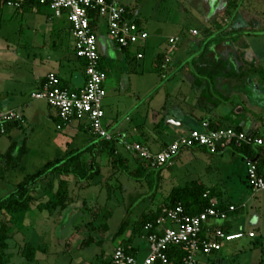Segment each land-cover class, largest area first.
Listing matches in <instances>:
<instances>
[{
	"label": "rangeland",
	"instance_id": "1",
	"mask_svg": "<svg viewBox=\"0 0 264 264\" xmlns=\"http://www.w3.org/2000/svg\"><path fill=\"white\" fill-rule=\"evenodd\" d=\"M2 1H0V10H3L5 19L7 20L5 24L6 29L2 35L7 36L10 41L19 46V44L30 41L28 40V36L34 37L39 35V40L49 45L59 42L60 47H57L55 50L57 52L63 53L67 51L68 48L70 50V44L74 40V33L71 32L70 29L71 23H69L70 25L66 24L62 32H48L47 35H42L40 32H36L35 29L30 30L27 28L25 20L21 17V13L18 12V15L16 14V16L11 18V14H13L14 11L17 12L16 10L18 9L10 5L8 1ZM118 1L125 4L135 15L139 11L137 15L145 22V27L150 34V46L146 50L147 53L144 61L143 59H139V61L137 60L134 64V66L138 68L139 74L132 73V75H130L135 90L130 88L129 81L127 80L124 81L122 88L119 90H114L108 86V88L106 87L107 95L104 100L106 118L104 123L106 124V122L110 120L118 121L119 126L110 127L109 129L114 139L118 138L121 132H125L126 142H141L146 144V137L137 132L139 131L138 126H143V131L149 136L154 134L158 136L161 134L160 131H154L155 122L160 119L156 110L166 99L165 85H162V83L165 81L164 74L169 72L167 66L164 70L161 69L163 61L159 58L157 62L159 67H155L153 64L157 52L156 44H154L156 43L155 40L161 35L159 36V41L162 43V47L158 50V53L163 57L168 56L171 44L170 39L172 37L179 36L184 46H186L188 42L191 43L195 38L205 37L206 33H208L207 26L204 23L206 20L200 9V0H179L175 2V8L177 7L178 11L180 7L187 8L188 14L185 18L186 21L182 24L169 21L168 16L170 12H172L171 8L174 7L171 6L172 2H170V0ZM252 3L255 4V2L251 1V4ZM23 25L25 26L24 28ZM19 27L23 28L22 32L18 31ZM193 29H198L201 32L200 35L194 36L191 33ZM12 30L14 32H12ZM63 45L67 47H63ZM52 47L53 45L48 49L50 53L53 52ZM21 50L20 48L19 51ZM24 51L25 50H22V52ZM143 62L146 63L145 70ZM190 63L189 67L193 66V64ZM102 64L106 67L108 74L107 81L109 82L113 78V66L109 63L108 59L102 61ZM12 65H14L13 62L9 63L8 67ZM48 68L49 66L44 67V69ZM44 69L38 68V71ZM125 76L127 77V75ZM107 81L105 86L107 85ZM3 87H5L4 84L0 85V88ZM150 87H152V89L149 93L147 90L150 89ZM144 89H146L148 94H142V90ZM29 93L30 91L26 96H17V99L19 98L18 100L20 101H17L18 103L24 104V102L28 101L29 105L22 107L25 109L24 111H26L27 115L37 110L39 112L43 111L44 113L50 111L54 115L55 110H57L54 106L45 99L33 98ZM151 93H153V95L149 97ZM18 103L15 104L14 107H17ZM138 104H140L139 110H135ZM127 114L130 115L129 120L126 118ZM40 116L41 115H39L36 121L32 120L33 123L30 125L32 128H28L27 130L24 129L26 133H24V136L27 135L29 137L28 140H26V142L25 140H17L18 148L15 154H18L24 142L26 143L27 153L15 164L10 165L11 167L3 168L6 163L0 162L2 166L0 170H2V174L4 175L3 181H0V195L2 193L7 195L11 194L17 188L16 185H19L31 175L43 170L51 161L62 158L66 153L72 150L84 149L87 145L96 141V146L88 155L91 153L98 154L100 152L98 145L100 144L99 138L101 137L95 135L91 130L82 131L80 132L81 136L79 135L77 137L70 126L59 129L55 117ZM260 117H262L260 118L261 126L256 129L253 134L256 137L264 138V116L262 115ZM84 121L86 120H83V122ZM9 135L10 133H1L0 127V158H3V155L14 142V140H9ZM163 138H165L166 141H172L173 139L171 135H165ZM116 142L118 143V140H116ZM120 149L129 160V168L132 169L139 166L140 160L135 154L125 148ZM187 152L188 150H185L182 153L183 160L177 161L173 172L167 170L164 172L170 175L169 177L171 178L173 175L180 174L178 172L179 168L180 171L191 170L193 172L197 167V170L200 171V169L204 168L207 164L211 167V170L206 171L202 169L203 171L199 173H202V178L206 181L208 179L205 175L209 173L211 179L215 183H218V188L222 191L220 197L224 201L233 202L241 206L242 203L247 202L249 198L247 208L241 210V212L237 213L232 219H228L229 221L225 222L226 220H219V223H228L231 232H237L243 230V228L246 229V231H250L251 228H254L257 232V237L255 238L246 236L231 242L223 241L220 250L210 255L199 254V264H211L217 260H223L224 264H264V203L261 205L262 224H260V226L249 224V215L255 211L259 204H257V201L255 202V195L253 194L257 191H254L249 185L248 178L246 179V185L242 182L243 178L237 174L240 169V164L237 162L233 163L234 165L231 164V166L230 164L227 165L228 162L226 164L225 161L227 156H224L225 158L221 160L223 155L220 153H215L214 155L217 158V163L210 160L213 158H206V156H202V159H204L203 161H190ZM98 159L100 164L105 163V161H100L101 158ZM143 164L146 166L145 163ZM218 167H220L222 172L218 170ZM228 169H230L231 173ZM114 171L117 170L113 167L111 162L107 167L103 166L102 173L93 179L94 184L90 187L85 186L86 183L80 185V183H77L75 177H71L73 199L77 203H74V209H71L72 211L67 214V217H63V213L60 214L59 212L51 216L47 211H40L38 209L33 210L21 230H15L14 235L9 240V248L7 249V253L10 254L9 264H104L105 260L102 257V253L106 254V258L111 256L115 248L123 243L124 238L129 237L126 235H130L131 232H133L132 229L135 221L141 214L151 210L153 211L154 208L156 210V207L162 204V201L160 202L158 200L160 199V194H163V197H165L174 185L178 186L179 182L182 183V181H185L183 177L181 181L178 178H172L170 181L168 179L160 180L157 177V171H155L151 176V180L153 181V186L151 188L146 181L142 183L130 176L126 171H120L118 175L119 178H121L124 185H130L124 187L123 183L120 184L117 182L114 175L116 172ZM192 172H185L187 175L183 174L186 175L184 179L197 177L198 174H192ZM247 173H249V168L247 169ZM50 176L46 180H40L37 185L39 187L42 185L45 187L51 180H54V177L52 176L51 178ZM158 183L160 185L159 188H157ZM9 189L12 190L10 191ZM258 192L256 194L262 198L264 192ZM42 193L43 192H40L35 195L39 196L37 197L39 200L47 199L44 198L45 195L42 197ZM249 194H251V196H249ZM129 195H138V198L133 203H120L115 201L122 197V199L127 200ZM80 199H84L86 202H81L79 201ZM108 199H113L114 201L112 200L113 202L109 203L108 210L104 214V209H106V204L109 201ZM156 203H159V205ZM7 219L8 217H3V220ZM124 221L128 222L126 230L123 234L117 236L116 233ZM105 223L108 224V230L103 228V224ZM90 224H93L92 226L94 227H90ZM145 233L144 230L143 234L145 235ZM89 238L92 239L91 244L89 243L91 241ZM29 241L46 246L47 248L46 251H40L37 254V260L34 262L27 261L21 255V250L25 244L24 242ZM135 244L138 245L139 241H136ZM140 255H143V253Z\"/></svg>",
	"mask_w": 264,
	"mask_h": 264
},
{
	"label": "crops",
	"instance_id": "2",
	"mask_svg": "<svg viewBox=\"0 0 264 264\" xmlns=\"http://www.w3.org/2000/svg\"><path fill=\"white\" fill-rule=\"evenodd\" d=\"M116 1L119 2L118 0ZM177 1L179 0H170V2H172L171 6L174 7L171 8L172 12H170L171 15L169 14L168 19L170 22L182 24L186 21L185 18L188 12L187 8L184 7H180L178 11L177 7L175 8V2ZM200 1V9L204 14V19L206 20L204 23L207 26L208 32L205 37L195 38L191 43L188 42L186 46L182 44L179 36L174 37L176 38L175 48L172 49L173 43L170 41L169 57L160 56V53H158V50L162 47V43L159 41V36L161 35L158 36V39L155 40L156 43H154L157 48L156 56L153 60L154 66L159 67L157 64L159 58L163 61L162 65L167 64L166 66L169 68V72L164 74L165 81L162 83V85H165L166 99L156 110L160 119L155 122L154 126V131H160L161 134L158 136L155 134L149 136L143 131L144 127L141 125L138 126L139 131L137 132L145 136L147 139L146 145L156 151L165 148L181 134L194 128H200L202 122L205 120L210 121L213 127L232 126L237 128L240 126L247 132L255 133V130L261 126L260 118L262 117L260 116H264V0H215L213 2L215 5L213 6L211 0ZM251 1L255 2V4H251ZM17 9V12L14 11V13L11 14V18L16 16V14L18 15V12L21 13V17L25 20L27 28L30 30L35 29L36 32H40L42 35H47L48 32H62L65 25L70 23L66 15L61 17L55 16L54 11L47 2L43 3L39 0H26L23 5ZM0 13L2 17V24L0 27V85L4 84L5 86L0 88V113L8 110H17L21 112L25 118L24 123L12 124L4 132L2 131V127H0L1 133H10L9 140L17 142V140H28L29 137L27 135L24 136L25 130L32 128L30 127L31 123H33L32 120L36 121L39 115H41L40 117H44V115L55 117L58 122V128L59 124H62L57 110H55L54 115L50 111L44 113L38 110L27 115L26 111H24L25 109L22 107L29 105L28 101L24 102V104L18 103L20 101L18 100L19 98L17 99V96H26L29 91V94L32 96L33 92L42 88L46 76L50 72L57 73L62 78L64 84L71 90L81 89L86 83L85 60L76 55L75 38L70 44V50L68 48V50L63 53L55 51L57 47H60L59 42L49 45L40 41L38 38L39 35L34 37L28 36V40L30 41L19 44V47L17 44L10 41L7 36L2 35L6 29L5 24L7 20L5 19L3 10H0ZM137 14H139V11ZM137 14L135 15L129 10V16L133 19H138L139 24L146 28L145 22ZM240 16L243 18L239 20L238 24L237 20ZM24 27L23 25V28ZM23 28L19 27L18 31L22 32ZM70 29L71 32H73L72 27ZM12 32L14 31L12 30ZM198 32L199 33L196 35L191 33L194 36H199L201 32L199 30ZM98 38L102 55L101 66L107 72L102 61L108 59L114 70L113 78L111 81H107L106 87L108 86L114 90H119L122 88L124 81L127 80L129 81L130 88L135 90L130 75H132V73L139 74L138 68H136L134 64L137 60L143 59L144 61L146 58V50L150 46L149 38L145 46L123 49L111 39L104 24L100 26ZM52 45L53 52L50 53L48 49H50ZM63 47L67 46L63 45ZM20 48L25 51H19ZM139 51L144 54L142 58L137 56ZM12 62L14 65L8 67L9 63ZM190 62L193 64L191 67H189ZM219 62H222L224 65L222 69L223 72L212 77L210 69L212 65L218 64ZM143 64L145 70L146 63L143 62ZM46 66H49V68L44 69ZM38 68H43L44 70L38 71ZM165 68L161 66V69L164 70ZM125 75H127V77ZM151 89L152 87L147 91L150 93ZM147 91L146 89L142 90V94H148ZM152 95L153 93H151L149 97ZM17 103L18 106L14 107ZM139 107L140 104L135 107V110H139ZM129 116V114L126 116L128 120ZM68 126L72 127L73 133H75L77 137L79 135L81 136L80 132L90 130L86 121L83 122V120L77 119L68 124H63L59 129ZM105 126L110 129V127L119 126V123L117 120H110L106 122ZM165 135H171L173 138L172 141H166L165 138H163ZM115 140H118V151L123 153L120 148H125V143H127L126 133L121 132ZM255 149L258 152L256 158L259 161V165L261 164L264 166V144L255 146ZM185 150H188L187 153L190 161H203L204 159H202V156H206V158H213L210 159L212 162H218L216 156H214L215 153H211L205 147L196 146L185 148L177 155L171 166L156 170L158 174L157 177L160 180L168 179L170 181L172 178H178L181 181L183 177L185 181H182V183L179 182L178 186H185L188 182L193 180H201L208 187L209 194H214L212 199H216L225 205L234 204L237 207L235 211L230 212L229 220L237 213L241 212V210L247 208L249 198L248 201L242 203L241 206L233 202L224 201L220 197L222 191L218 188V183H215L211 179L209 173L205 175L208 179L207 181L202 178V173H199L203 171L202 169L206 171L211 170V167L207 164L204 168L200 169V171L197 170L198 167L195 168L193 172L191 170L184 171L182 169V171H180L179 168L178 172L180 174L173 175L170 178V175H167L164 171L173 172L177 161L183 160L182 153ZM217 153L223 155L221 160L225 158L224 156H227V158H225L226 164L228 162L227 165L230 164L231 166V164L237 162L240 164V169L237 174L243 178L242 182L246 184V179L248 178L247 169L250 168L251 161L244 157L243 154L237 152L233 146L222 149ZM93 155L97 157L98 161V158H101L100 161L102 162L105 161V163L100 164L102 167H107L109 165L110 160L106 151L99 152L98 154L91 153L89 155L85 153L81 158L90 162L93 159ZM0 162H2V158H0ZM135 168L136 167L130 168V170H134ZM218 170L222 172L220 167H218ZM228 171L231 173L230 169H228ZM114 172H116L114 175L117 182L120 184L123 183L118 176L120 171L117 170ZM185 172H192V174L196 173L198 175L192 179H184L187 175ZM50 177L52 178V176ZM68 180L71 183V177H68ZM0 181H3L2 178H0ZM38 182L32 185V188H34V196L36 197L33 210L37 209L36 205L40 202L39 198H37L39 196L35 194L43 192V196H41L44 197L46 188H48L49 184L48 183L45 187L43 185L39 187L37 185ZM142 183H144V181ZM81 184L82 183H80V185ZM147 184L149 187L151 186L149 182H147ZM157 185V188H159V183ZM126 186L128 187L130 185H124V187ZM175 186L177 185H174V187ZM16 187H18V185H16ZM9 190L11 191L12 189ZM256 193L253 194L255 195V202L257 201L259 206L249 215V224L260 226V224H262L261 205L264 203V196L260 198ZM5 196H7V194L2 193L0 198ZM137 196L129 195L127 200L122 199V197L115 201L120 203H133L137 200ZM166 196L163 197V194H160V199L158 200L160 202L162 201V204L159 205V203H156L159 205L157 207L155 205L156 209L165 204ZM249 196H251V194H249ZM112 200L110 199L108 201L106 207H108L109 203L114 201ZM79 201L84 202L85 200L80 199ZM74 203L76 204L77 202L74 201L71 204L70 208L72 210L74 209ZM30 213L27 215V219H29ZM228 219L227 221H229ZM218 222L219 220L211 219L208 223L213 225ZM243 230L246 229L243 228ZM250 231L256 232L254 228H251ZM126 236L129 237H125L123 243L119 246H125L129 241L128 247L132 248L139 258H144L148 254V244L145 235L135 236L133 232H131L130 235ZM255 237H257V232ZM136 241H139L138 245L135 244ZM141 253H143V255H140ZM102 255L105 260L104 264H110L113 254L107 258L105 257L106 254L102 253ZM217 261L224 264L223 260Z\"/></svg>",
	"mask_w": 264,
	"mask_h": 264
},
{
	"label": "built area",
	"instance_id": "3",
	"mask_svg": "<svg viewBox=\"0 0 264 264\" xmlns=\"http://www.w3.org/2000/svg\"><path fill=\"white\" fill-rule=\"evenodd\" d=\"M26 0H9L14 7H21ZM49 3L55 16H67L75 38V52L85 63L86 83L79 90L68 88L62 78L50 72L41 89L32 93L36 99H45L57 109L63 124L74 120H86L90 130L97 136L111 140L110 130L105 126L104 100L107 95V72L101 66L102 55L99 46V29L104 24L111 39L121 48L145 46L150 36L146 28L129 16L126 5L116 0H39ZM198 34V30H191ZM172 49L176 38H171ZM137 56L142 58L143 52ZM166 67L165 64L162 65ZM25 122L24 115L17 110L0 113V122ZM4 132V127L2 128ZM264 139L253 133L237 130L236 127L213 128L210 121L202 122L200 128L181 134L162 150H153L141 143H125V148L151 168L169 167L184 148L205 147L211 153H217L228 147L262 145ZM249 185L254 191H264V174H260L254 163L250 162ZM234 204L225 205L211 199V205L198 214H188L183 204L165 206L156 222L145 225V239L148 254L139 258L125 246L115 248L110 264H176L169 255L172 247H182V264H199L198 255H210L222 248V242H231L243 237H255V231L239 230L227 232L220 229L210 230L208 236L201 238L203 226L211 219L227 220L230 212L236 210Z\"/></svg>",
	"mask_w": 264,
	"mask_h": 264
},
{
	"label": "trees",
	"instance_id": "4",
	"mask_svg": "<svg viewBox=\"0 0 264 264\" xmlns=\"http://www.w3.org/2000/svg\"><path fill=\"white\" fill-rule=\"evenodd\" d=\"M6 1L9 0H5V2ZM134 20L139 23L138 19ZM1 24L2 17L0 13V27ZM223 68L224 65L222 62L212 65V68L210 69L211 76L215 77L219 73L223 72ZM12 124L22 123L17 121L4 123L0 122L1 127H4L5 131ZM236 129L239 131L243 130L240 126ZM25 142L24 145L20 147L17 155L15 153L16 149L18 148V142L12 143L8 151L3 155L2 162L6 163L3 168L11 167L10 165L15 164L23 155L27 153ZM99 142V151L107 152L109 160L116 170L126 171L130 176L136 178L137 181L149 182L151 184L150 187L152 188L153 181L151 180V176L157 169L151 168L147 165L145 166L143 162L140 161L139 166H137L134 170H130L129 160L124 156L123 153L118 151V143L114 137L111 140H107L105 138L103 139L101 137L99 138ZM95 146L96 141L84 149L72 150L66 153V155H64L62 158L51 161L43 170L31 175L28 179L21 182L16 190L11 194L0 198V264H9L10 254L7 253V249L9 248V240L12 238L13 232L15 230H21L25 224L27 215L33 210L36 197L34 196V188H32V185H34L39 180L48 178L50 174H52L54 180L49 182L48 188H46L45 191V198L47 199L40 200V202L36 205V208L40 211H47L51 216L59 212L60 214L63 213V217H67V214L71 211L70 206L74 202L73 190L68 177H75L77 179V183H86L85 186L90 187L94 184L93 179L102 173V166L95 155H93V159L90 162L81 158L83 154L92 152ZM255 146L261 145L233 147L237 152L243 154L244 157L254 163L260 174H264V166L261 164L259 165V161L256 158L258 152L255 149ZM0 167L2 166L0 165ZM0 178H4L2 170H0ZM213 195V193L209 194L208 187L201 180H193L188 182L185 186H175L165 198L164 205L158 207L156 210L141 214L133 226V235L141 236L147 223H155L162 212L163 207L176 206L177 204L181 203L184 205L188 214H198L211 205V199ZM85 202L86 201H84V203ZM105 208L104 214L108 210V207ZM4 216L8 217V219L3 220ZM219 222L213 225L210 223H205L201 233V238H212V236H208V232H210L209 229H220L230 232V226H228V223L221 224ZM225 222H227V220ZM92 225L93 224H90V227H94ZM127 225L128 222L124 221L116 235L118 236L123 234ZM103 228L108 230V224H103ZM89 243H92V239ZM128 245L129 241L126 243L125 247L135 254V251L132 248H129ZM46 249V246L29 241L25 242L23 245L21 255L27 261L34 262L37 260L38 252L46 251ZM169 255L176 264H182V257L184 255V250L182 247H172V249L169 251ZM218 263L221 262L216 261L212 262L211 264Z\"/></svg>",
	"mask_w": 264,
	"mask_h": 264
},
{
	"label": "flooded vegetation",
	"instance_id": "5",
	"mask_svg": "<svg viewBox=\"0 0 264 264\" xmlns=\"http://www.w3.org/2000/svg\"><path fill=\"white\" fill-rule=\"evenodd\" d=\"M243 17L240 16V18L237 20V23L239 24V20H241ZM218 264H222V263H218Z\"/></svg>",
	"mask_w": 264,
	"mask_h": 264
},
{
	"label": "water",
	"instance_id": "6",
	"mask_svg": "<svg viewBox=\"0 0 264 264\" xmlns=\"http://www.w3.org/2000/svg\"><path fill=\"white\" fill-rule=\"evenodd\" d=\"M214 1H215V0H211V2H212V6L215 5V3H213Z\"/></svg>",
	"mask_w": 264,
	"mask_h": 264
}]
</instances>
